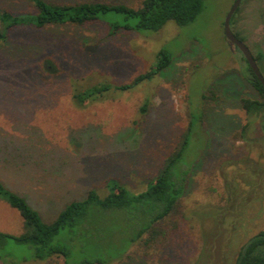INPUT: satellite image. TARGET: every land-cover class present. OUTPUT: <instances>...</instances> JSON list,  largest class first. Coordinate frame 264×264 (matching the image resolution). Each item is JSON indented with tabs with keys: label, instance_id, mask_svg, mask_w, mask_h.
<instances>
[{
	"label": "rangeland",
	"instance_id": "rangeland-1",
	"mask_svg": "<svg viewBox=\"0 0 264 264\" xmlns=\"http://www.w3.org/2000/svg\"><path fill=\"white\" fill-rule=\"evenodd\" d=\"M234 1L205 0L191 23L168 21L156 31H113L104 20L11 27L0 41V182L25 195L48 222L91 188L105 195L110 178L144 190L191 126L182 158L185 192L161 225L163 237L152 247L139 241L111 264H235L241 246L264 230V113L241 105V97L258 92L243 53L225 35ZM0 9L35 10L30 0H0ZM232 18L252 53L263 52L264 75V0H242ZM161 49L173 61L150 79L81 107L74 102V89L128 83L147 72ZM23 228L20 212L0 198V231L18 235ZM55 240L76 256L75 236L62 229ZM32 254L9 238L0 248L8 260L0 264L65 262Z\"/></svg>",
	"mask_w": 264,
	"mask_h": 264
},
{
	"label": "trees",
	"instance_id": "trees-1",
	"mask_svg": "<svg viewBox=\"0 0 264 264\" xmlns=\"http://www.w3.org/2000/svg\"><path fill=\"white\" fill-rule=\"evenodd\" d=\"M30 1L35 9L33 12L15 14L8 9H0V41H6L8 30L19 25L41 28L50 24L85 25L104 20L113 31L119 28L156 31L168 21L183 26L197 18L205 0H142L141 6L137 8L120 2L84 1L66 4L48 0ZM120 15L127 20L137 18V22H120ZM254 56L259 62L263 52L259 51ZM172 61L173 55L161 49L157 63L147 72L138 74L128 83L115 85L101 82L82 90L74 89V102L81 107L110 90L131 89L167 68ZM46 65L53 66L52 61L46 60ZM247 65L250 70L248 80L258 92V97L243 96L241 105L248 113H264V85ZM191 131L190 126L179 147L166 158L158 174L144 190L133 191L117 179L110 178L105 195L91 188L83 198L67 202L48 222L25 195L0 182V198L16 208L24 220L23 231L18 235L0 231V248L12 238L32 247L31 258L35 260L62 256L64 264H111L121 259L131 246L141 240L150 247L157 244L164 235L162 223L176 211L185 192L188 170L183 169L182 158ZM62 229L76 237V256L72 246L55 240ZM0 260L6 263L8 259L0 255ZM235 264H264V230L251 236L241 246Z\"/></svg>",
	"mask_w": 264,
	"mask_h": 264
},
{
	"label": "water",
	"instance_id": "water-1",
	"mask_svg": "<svg viewBox=\"0 0 264 264\" xmlns=\"http://www.w3.org/2000/svg\"><path fill=\"white\" fill-rule=\"evenodd\" d=\"M241 1L242 0H235L231 9L229 10V12L227 14V17H226L225 22H224L225 35L231 44L236 45L241 50V52L243 53L245 59L247 60V62L249 64L250 68L252 69V71L255 73V75L258 77V79L264 85V75L262 74V72L260 70L259 64H258L254 54L252 53L249 46L234 33V31L232 30V27H231L232 16L234 15L236 10L238 9Z\"/></svg>",
	"mask_w": 264,
	"mask_h": 264
},
{
	"label": "flooded vegetation",
	"instance_id": "flooded-vegetation-1",
	"mask_svg": "<svg viewBox=\"0 0 264 264\" xmlns=\"http://www.w3.org/2000/svg\"><path fill=\"white\" fill-rule=\"evenodd\" d=\"M236 34V33H235ZM237 35V34H236ZM241 40H243L244 41V39L241 37V36H239V35H237ZM245 42V41H244ZM246 43V42H245ZM233 45V44H232ZM233 46H235V47H237L236 45H233ZM238 48V47H237ZM241 51V50H240Z\"/></svg>",
	"mask_w": 264,
	"mask_h": 264
}]
</instances>
